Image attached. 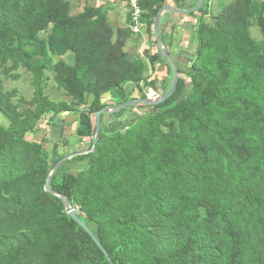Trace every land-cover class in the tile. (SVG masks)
Listing matches in <instances>:
<instances>
[{
	"label": "trees",
	"instance_id": "16d2710c",
	"mask_svg": "<svg viewBox=\"0 0 264 264\" xmlns=\"http://www.w3.org/2000/svg\"><path fill=\"white\" fill-rule=\"evenodd\" d=\"M165 2L140 0L150 47L157 45L153 25ZM196 14L190 61L175 59L173 96L131 107L153 112L127 131L100 132L93 152L58 169L53 194L45 186L63 158L46 148L49 134L41 141L27 135L42 121L51 127L73 113L79 136L94 137L98 112L155 88L127 50L128 41L137 45L145 37L130 24L114 34L104 10L89 6L71 15L67 0H0V60L23 65L35 89V109L23 116L0 85L7 121L0 122V264H109L57 195L78 211L113 264H264V16L251 6L229 7L207 25L208 1ZM254 19L261 43L249 32ZM148 61L166 66L168 94L172 64L159 50ZM48 65L75 106L43 94ZM186 80L189 92L182 96ZM125 111L113 116L121 119ZM78 162L82 171L63 170Z\"/></svg>",
	"mask_w": 264,
	"mask_h": 264
},
{
	"label": "rangeland",
	"instance_id": "374dc122",
	"mask_svg": "<svg viewBox=\"0 0 264 264\" xmlns=\"http://www.w3.org/2000/svg\"><path fill=\"white\" fill-rule=\"evenodd\" d=\"M71 7V15H77L81 13L87 7H93L100 10L108 11L107 8L103 6H97L96 0H67ZM207 2L210 5V15L205 17V23L207 25H211L215 18L224 10L228 9L229 7L243 9L244 7L251 6L254 9L255 14L262 13L264 16V7L261 5L264 1L263 0H201V2ZM96 3V4H95ZM109 9V8H108ZM104 11V12H105ZM105 12V14H106ZM106 23L113 29L112 31L115 34L114 26L111 24V21L107 19L106 14ZM118 28H128L127 26H120ZM51 29L48 28L45 31L41 32L39 37L41 40H45L51 34ZM159 32L164 36V39L167 38L169 33H166L159 29ZM252 39L257 42H263V37L261 36L260 31L256 27V20H252V25L249 30ZM145 40L144 42L148 43V38L144 33ZM137 37H132L135 39ZM161 38V36H160ZM151 41H154V38H150ZM162 41V40H161ZM172 41V39H171ZM129 42L127 43L128 47L127 50L130 53L132 59L139 60L146 69L145 77L148 78L150 82H153L155 88L146 87L144 88L143 95L145 98L151 96V100H158L161 97H165L166 89L169 84L168 81V72L166 66L161 63H156L155 65H150L148 61V56L146 55L147 49H150L151 55L157 53V51H161V48L156 46L147 47L146 45H141L138 52H132L129 48ZM143 42V43H144ZM162 44V47L166 45L169 48V53L174 59H183L190 61L191 54L184 53L180 50L174 51L172 49L171 44ZM175 45V44H174ZM175 47H178L176 44ZM134 51H136L134 49ZM163 54V53H162ZM164 55V54H163ZM185 62V61H184ZM55 71L52 65H48L47 68L44 70V76L41 83V88L43 94L54 103H65L70 106H75L77 104V100L71 96L68 92L64 89L60 88L57 83L55 82ZM179 82V81H178ZM174 84V80L172 83V87ZM0 85L5 93L11 94L12 103L17 106V112L23 114V116H28L31 111H34L35 106L33 105V99L35 94V89L33 85V74L28 71L23 65L14 66L12 62H3L0 60ZM189 85L190 81L186 80V88L182 93V96H185L189 92ZM172 89V88H171ZM171 91V90H170ZM169 91V92H170ZM143 95H140L138 92L134 93L133 99H144ZM153 95V96H152ZM111 102V101H108ZM137 106V105H136ZM79 108V107H78ZM123 114L121 119H117L113 116L115 112L104 114L101 116V127L100 132L111 133L116 131L117 129L121 128L122 131H127L128 128L133 125L139 117L146 113L153 112V110H149L143 107H135V108H127ZM117 113V112H116ZM0 122L2 124H7V121L1 116L0 114ZM79 120L78 116L69 113L63 114L59 116L53 126L49 127L48 123L42 121L39 123V128L35 134L27 135L26 139L29 141H41L43 138L49 134L50 142L47 144L46 148L48 149L51 154H56V158H69L61 163L58 169L65 164L67 161H71L73 158H70L73 154L79 152H87L89 151V147L92 142L95 140L94 137H80L79 136ZM124 131V132H125ZM48 132V133H47ZM96 134V133H95ZM99 141V139H98ZM98 143V142H97ZM61 159V160H63ZM59 160L56 165L61 161ZM55 165V166H56ZM54 166V167H55ZM53 167V169H54ZM84 168V163H71L66 164L64 166V171H71L78 173L82 171ZM53 171V170H52ZM55 172V174H56ZM54 174V175H55ZM53 175V176H54Z\"/></svg>",
	"mask_w": 264,
	"mask_h": 264
},
{
	"label": "crops",
	"instance_id": "0c3cea01",
	"mask_svg": "<svg viewBox=\"0 0 264 264\" xmlns=\"http://www.w3.org/2000/svg\"><path fill=\"white\" fill-rule=\"evenodd\" d=\"M96 3L97 6H105L104 8H107L108 11H104L107 14V19L111 21L114 28L129 26L130 13L125 0H96ZM200 3L201 0H180L179 4L176 0H166L164 6H167V8L163 9L160 14L159 29L164 31L165 34L169 33L165 41L168 45L172 43L171 46L174 51L180 50L189 55L191 54L194 43L192 40V33L195 30V24L199 16L197 14L195 15V11L191 13L187 11L195 9ZM179 5L183 8L180 9ZM194 5H196V7L192 8ZM192 13H194L193 16H191ZM144 33L145 31H143L141 35L144 36ZM171 34H173L172 41L170 39ZM176 44L178 47H175ZM129 45V48L133 53H137L141 45L150 47V45L145 42L135 45V41H130ZM134 49L136 51H134ZM149 54L150 49L148 48L146 55L148 56Z\"/></svg>",
	"mask_w": 264,
	"mask_h": 264
},
{
	"label": "water",
	"instance_id": "95a60500",
	"mask_svg": "<svg viewBox=\"0 0 264 264\" xmlns=\"http://www.w3.org/2000/svg\"><path fill=\"white\" fill-rule=\"evenodd\" d=\"M204 4H205V2L202 1L199 4V6H197L195 9H193L191 11H187V12H190L191 13L193 11H197V10L201 9L204 6ZM166 8H167V6L162 7L159 10L158 14L156 15L155 20H154V25H153V31H154V35H155V39H156L157 45L161 48V52L170 61V63L173 66V69H174L175 77H174V84H173V87H172L171 91L165 97H161L158 100L152 101L150 98L137 99V100H132V101H130L127 104H124L122 106H119L118 108H116L114 110H112V109H103L102 111L98 112L97 115H96V134H95V140L93 142L92 149L90 151H87V152L75 153L70 158L77 157V156H82V155H86L89 152H93L95 150L96 145H97V142H98V139H99V134H100L101 116L103 114H107V113H111V112H115V113L116 112H120V111H122L124 109L131 108V107H134V106L140 105V104H145V105H148V106L159 105V104L164 103L168 99H170L173 96V94L175 93V91L177 89V86H178V81H179V74H178V71H177V68H176V60L170 54H168L167 52L164 51V48L162 47V44H161V38H160V32H159L160 14L163 11V9H166ZM182 13H186V12H182ZM67 159H69V158H65V159L61 160L54 167V169H53V171H52V173H51V175H50V177H49V179L47 181V184L45 186L46 192H50V193L55 194L51 190V187H50L51 179H52L53 175L55 174L56 169L58 168V166L61 163H63L65 160H67ZM57 196L60 197L63 200V204L65 206V209H66V212H67L68 216L76 224H78L93 239V241L95 242V244L98 246V248L103 252V254L108 259L109 264H113L112 259L110 258L109 254L105 251V249L103 248V246L100 244V242L94 237V235L91 233V231L88 229V227L79 219V217H78V214H79L78 211L74 210V208H72L71 206H69L68 203H67V201H66V199L62 198L60 195H57Z\"/></svg>",
	"mask_w": 264,
	"mask_h": 264
},
{
	"label": "built area",
	"instance_id": "2783aa9c",
	"mask_svg": "<svg viewBox=\"0 0 264 264\" xmlns=\"http://www.w3.org/2000/svg\"><path fill=\"white\" fill-rule=\"evenodd\" d=\"M139 3L140 0H128L127 2V6L130 13V29L135 35H140L144 31V26L142 24L143 12L140 8Z\"/></svg>",
	"mask_w": 264,
	"mask_h": 264
},
{
	"label": "bare ground",
	"instance_id": "6f19581e",
	"mask_svg": "<svg viewBox=\"0 0 264 264\" xmlns=\"http://www.w3.org/2000/svg\"><path fill=\"white\" fill-rule=\"evenodd\" d=\"M153 96V95H152ZM149 97H151V96H149Z\"/></svg>",
	"mask_w": 264,
	"mask_h": 264
}]
</instances>
